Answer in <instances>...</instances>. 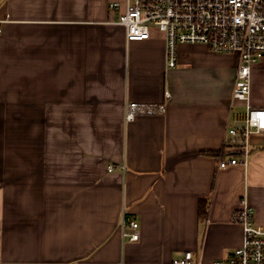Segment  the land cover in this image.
<instances>
[{
  "label": "crops",
  "instance_id": "0c3cea01",
  "mask_svg": "<svg viewBox=\"0 0 264 264\" xmlns=\"http://www.w3.org/2000/svg\"><path fill=\"white\" fill-rule=\"evenodd\" d=\"M124 8L0 0V264H174L186 252L212 264L242 244L244 196L264 226V137L247 166L214 154L246 111L233 98L240 56L182 43L170 67L157 28L127 40ZM250 77L249 103L264 108V58ZM127 101L166 111L126 121Z\"/></svg>",
  "mask_w": 264,
  "mask_h": 264
},
{
  "label": "built area",
  "instance_id": "2783aa9c",
  "mask_svg": "<svg viewBox=\"0 0 264 264\" xmlns=\"http://www.w3.org/2000/svg\"><path fill=\"white\" fill-rule=\"evenodd\" d=\"M111 7L119 9L120 4L115 1ZM117 23L124 26L128 41L150 38L153 28L163 32L170 67L176 65L178 45L182 43L201 44L216 53L240 56L233 98L243 101L246 111L233 118L227 128L219 167L247 166L254 145L252 138L264 137V108L249 103L251 66L264 58V0H125ZM165 97L169 98L168 92ZM165 111V103L127 101L125 120ZM233 219L242 228V244L212 264H264V226L255 222L254 210L246 196L241 198ZM122 234L131 241L138 240L139 223L124 216ZM174 264H194L192 253L186 252Z\"/></svg>",
  "mask_w": 264,
  "mask_h": 264
},
{
  "label": "trees",
  "instance_id": "16d2710c",
  "mask_svg": "<svg viewBox=\"0 0 264 264\" xmlns=\"http://www.w3.org/2000/svg\"><path fill=\"white\" fill-rule=\"evenodd\" d=\"M214 154L220 156L219 152H214ZM204 210H205V206H204V204H201V206H200V215L205 214L206 211H204Z\"/></svg>",
  "mask_w": 264,
  "mask_h": 264
}]
</instances>
